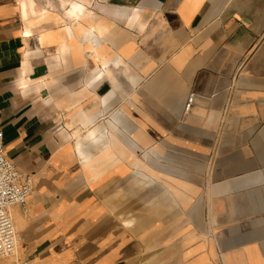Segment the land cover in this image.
I'll return each mask as SVG.
<instances>
[{"label":"crops","instance_id":"obj_1","mask_svg":"<svg viewBox=\"0 0 264 264\" xmlns=\"http://www.w3.org/2000/svg\"><path fill=\"white\" fill-rule=\"evenodd\" d=\"M0 123L18 260L264 264V0H0Z\"/></svg>","mask_w":264,"mask_h":264},{"label":"built area","instance_id":"obj_2","mask_svg":"<svg viewBox=\"0 0 264 264\" xmlns=\"http://www.w3.org/2000/svg\"><path fill=\"white\" fill-rule=\"evenodd\" d=\"M194 96H190L184 112L191 110ZM34 191L31 174L18 170L5 155L4 134L0 123V261L12 260L14 264H32L28 260H18L17 246L20 242L11 217L15 206L25 207Z\"/></svg>","mask_w":264,"mask_h":264},{"label":"rangeland","instance_id":"obj_3","mask_svg":"<svg viewBox=\"0 0 264 264\" xmlns=\"http://www.w3.org/2000/svg\"><path fill=\"white\" fill-rule=\"evenodd\" d=\"M143 167V166H142ZM138 169V168H137ZM147 176H148V173L146 174ZM143 180V181H142ZM152 181H153V178L152 179H150V177L149 178H142L141 180H140V182L142 183V184H144V185H148V184H151L152 183ZM141 188V187H140ZM141 194L140 195H135L137 198H140L141 199V201L143 202V200H145V199H147L148 198V195H147V192H146V190H143L142 188H141ZM174 197H179V196H176V195H174ZM207 213V212H206ZM210 217H211V215H210ZM210 217H209V212H208V216H207V214H206V219L208 218V219H210ZM209 233H212V230L210 229V228H208V227H206V232H205V234H209ZM190 238V237H189ZM190 241H191V239H189ZM62 247L64 248L65 247V249H63V253H62V259H60L59 261H61V260H65L66 258H67V256L69 255L70 256V258L71 259H73V253L71 254V250L68 248L67 249V246L64 244V245H62ZM18 250H19V244H18V246H17V255H18ZM75 255V258H77L78 256L76 255V254H74ZM60 256V255H59ZM59 256L57 257V259L59 258ZM13 261L12 260H6V261H0V264H13L12 263Z\"/></svg>","mask_w":264,"mask_h":264},{"label":"bare ground","instance_id":"obj_4","mask_svg":"<svg viewBox=\"0 0 264 264\" xmlns=\"http://www.w3.org/2000/svg\"><path fill=\"white\" fill-rule=\"evenodd\" d=\"M75 9H78V8H76L75 7ZM78 138H77V143H80L81 142V140H80V136H77ZM89 159V156H85L84 158H83V160H85V161H87ZM132 166H136V164L134 163V164H132ZM144 178H149V176H147V175H144L143 176Z\"/></svg>","mask_w":264,"mask_h":264}]
</instances>
